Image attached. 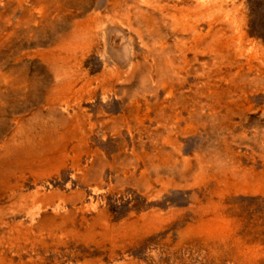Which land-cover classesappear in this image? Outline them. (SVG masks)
Instances as JSON below:
<instances>
[{
	"label": "rangeland",
	"instance_id": "1",
	"mask_svg": "<svg viewBox=\"0 0 264 264\" xmlns=\"http://www.w3.org/2000/svg\"><path fill=\"white\" fill-rule=\"evenodd\" d=\"M0 264H264V0H0Z\"/></svg>",
	"mask_w": 264,
	"mask_h": 264
}]
</instances>
